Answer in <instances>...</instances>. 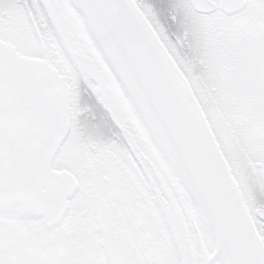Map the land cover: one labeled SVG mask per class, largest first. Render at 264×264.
<instances>
[{"label":"snow or ice","instance_id":"1","mask_svg":"<svg viewBox=\"0 0 264 264\" xmlns=\"http://www.w3.org/2000/svg\"><path fill=\"white\" fill-rule=\"evenodd\" d=\"M0 264H264V0H0Z\"/></svg>","mask_w":264,"mask_h":264}]
</instances>
